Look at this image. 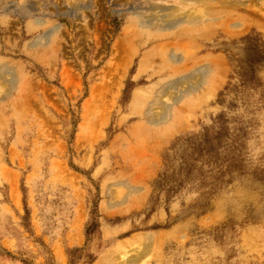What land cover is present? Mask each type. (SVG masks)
Listing matches in <instances>:
<instances>
[{
    "label": "rangeland",
    "instance_id": "1",
    "mask_svg": "<svg viewBox=\"0 0 264 264\" xmlns=\"http://www.w3.org/2000/svg\"><path fill=\"white\" fill-rule=\"evenodd\" d=\"M120 258L264 264V0H0V264Z\"/></svg>",
    "mask_w": 264,
    "mask_h": 264
},
{
    "label": "bare ground",
    "instance_id": "2",
    "mask_svg": "<svg viewBox=\"0 0 264 264\" xmlns=\"http://www.w3.org/2000/svg\"><path fill=\"white\" fill-rule=\"evenodd\" d=\"M182 1H184V2H186V1L201 2L202 1L203 2V0H182ZM162 8L163 9H161L160 11H163V12L164 11H167V12L170 13V12L174 11L176 7L175 6H163ZM208 11L209 10H207L206 12H208ZM245 11L246 12L243 13L244 14L243 19H252V18L249 17V16L252 17V14H250V12L248 10H246V9H245ZM196 15H194V13H188V14H186L185 17H176V16L170 17V15L169 16L168 15H165V17H163L162 19H160L161 22H162V24L160 25L159 30H168L169 31L171 29L177 28L178 26H180V25H182L184 23L193 24V22L196 23V22H204V21H207V20H213V18L205 17L206 16V13L204 15H201V16L198 15L199 17L196 16ZM236 17L240 18V16H236ZM154 20H159V19L155 18ZM147 22L148 21L137 23V21H134L133 20V21H131V25H132L131 27L135 28V30L138 31L140 28H143L144 29L146 27V25L149 24ZM155 36L156 35H154V34H149V37L147 36L146 39H145V41L146 42H149V43H154ZM159 37H160V35H159ZM159 44H160V42H158V44L154 46V48L152 49V52L153 53H152V55H150V57H151V59L153 61H156L157 64H159V66L161 67V70H166L164 64L167 61V59L168 60L179 61L180 60V56L177 55V54H175V53H171L172 51H170V50H169V53H167V50H166V52L165 51L163 52V50L161 49L162 52L161 53H158L159 50H158V47L157 46H159ZM166 46H167V44H166ZM165 55L167 57H165ZM148 57H149V55H148ZM201 74H202V78H205V79L206 78H209V79H211L212 85H214V84L216 85L218 83V81H219V77H220L219 71H215V69H213V67H203L201 69ZM166 75H168V73ZM166 75H164V76H166ZM173 75H175V74L173 73ZM172 77H174V76H171V78ZM168 78H170V77H168ZM112 82H113V80H112ZM174 89H176V87ZM188 90L189 89H186V88H184L183 90H179V91H177V93L174 96L177 99L184 98V95L185 94H189V91ZM149 95H150V92L148 93V92H145V91H142V90L139 91V92H137L136 95L134 96V103L141 101L140 98H143L142 96L148 97ZM169 108L170 107H168V109L167 108L166 109L164 108L163 111L161 112V114H158L157 116L158 117L160 116V119H163V118L166 119V118L176 117V114L171 115L172 113H169L170 112V109ZM173 123L174 124L176 123V118L173 119ZM122 193L123 192H116V194H115L116 198L119 199L121 197ZM124 261H126V259L120 258L118 263L119 264H123Z\"/></svg>",
    "mask_w": 264,
    "mask_h": 264
}]
</instances>
